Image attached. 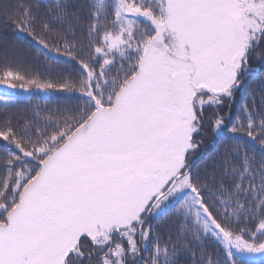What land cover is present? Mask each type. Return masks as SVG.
<instances>
[{
    "label": "snow or ice",
    "instance_id": "obj_1",
    "mask_svg": "<svg viewBox=\"0 0 264 264\" xmlns=\"http://www.w3.org/2000/svg\"><path fill=\"white\" fill-rule=\"evenodd\" d=\"M0 16L69 69L45 77L5 55L0 86L79 101L0 122V264H264V76L260 108L252 97L231 125L218 111L264 64V0H10ZM206 124L227 145L202 178ZM168 210L182 223L154 236L149 218Z\"/></svg>",
    "mask_w": 264,
    "mask_h": 264
},
{
    "label": "trees",
    "instance_id": "obj_2",
    "mask_svg": "<svg viewBox=\"0 0 264 264\" xmlns=\"http://www.w3.org/2000/svg\"><path fill=\"white\" fill-rule=\"evenodd\" d=\"M10 2V0H0V5ZM35 3L36 0H31ZM41 2H50V0H41ZM77 6H83L87 0H71ZM5 55L8 57L9 63H16L19 66L27 69L31 73H39L45 77L58 78L66 74L69 69L63 66L50 65L43 57L37 55L33 48L28 47L17 41L15 38L12 25L4 24L3 18L0 16V67L4 66ZM251 68H258L259 70L244 81V87L247 92H237L235 99L231 102H226L224 107L219 109L221 115L225 116L226 122L230 125L236 123L237 118L241 115L242 105L251 103V98L255 97V107L260 108L261 97V76H264V64L260 60L253 58L249 62ZM54 68V71L49 72L48 68ZM75 75V73H73ZM0 94H11L18 96L21 100L20 103L5 107L0 103V122L5 119H12L14 121L21 120L22 118H30L34 111L39 109L41 113H55L58 109H73L79 102L75 95L66 92L55 91L51 93H44L29 89L27 91L19 89L18 91H1ZM31 97L30 100L27 98ZM217 109L206 106L204 113L205 120H209ZM201 141L198 151L192 156L191 163L193 170L198 172L203 178L212 171L213 163H218L215 158L222 153L227 145V141L216 136L212 132L211 127L206 124L204 133L198 137ZM149 223L153 228L154 236L159 235L162 238H167V235H175L178 226L182 221L177 217L174 210H168L166 215L160 217L149 218ZM205 249L209 259L223 260L225 254L222 251V246L216 244L214 240H209L205 245ZM151 254V245L149 250L143 252L142 255L147 259ZM180 264H192L191 259L187 255L180 257ZM205 264L207 262L205 261Z\"/></svg>",
    "mask_w": 264,
    "mask_h": 264
},
{
    "label": "rangeland",
    "instance_id": "obj_3",
    "mask_svg": "<svg viewBox=\"0 0 264 264\" xmlns=\"http://www.w3.org/2000/svg\"><path fill=\"white\" fill-rule=\"evenodd\" d=\"M0 90L1 91H18L19 89H10V88L4 87V86H0ZM216 136H218V135H216Z\"/></svg>",
    "mask_w": 264,
    "mask_h": 264
},
{
    "label": "water",
    "instance_id": "obj_4",
    "mask_svg": "<svg viewBox=\"0 0 264 264\" xmlns=\"http://www.w3.org/2000/svg\"><path fill=\"white\" fill-rule=\"evenodd\" d=\"M258 70H259L258 68H251V72L248 73L247 75H245L244 80H245L248 76H250L251 74L257 72Z\"/></svg>",
    "mask_w": 264,
    "mask_h": 264
}]
</instances>
